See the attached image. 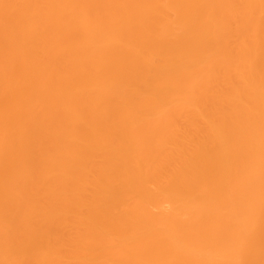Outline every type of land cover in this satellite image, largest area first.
I'll list each match as a JSON object with an SVG mask.
<instances>
[{
	"label": "bare ground",
	"instance_id": "1",
	"mask_svg": "<svg viewBox=\"0 0 264 264\" xmlns=\"http://www.w3.org/2000/svg\"><path fill=\"white\" fill-rule=\"evenodd\" d=\"M0 264H264V0H0Z\"/></svg>",
	"mask_w": 264,
	"mask_h": 264
}]
</instances>
